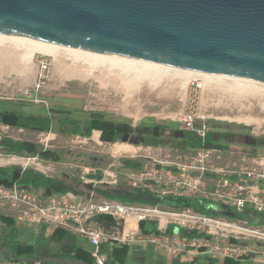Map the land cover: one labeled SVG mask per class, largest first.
<instances>
[{"label": "rangeland", "instance_id": "374dc122", "mask_svg": "<svg viewBox=\"0 0 264 264\" xmlns=\"http://www.w3.org/2000/svg\"><path fill=\"white\" fill-rule=\"evenodd\" d=\"M0 40V107L35 113H46L50 108H56L70 110L80 118L87 117L91 112L104 117L95 123L90 137L58 133V115L52 116L54 124L50 132L0 124V138L27 140L44 146V151L36 158L8 155L0 150V166L30 167L72 184L73 179L84 183L85 180L91 181L88 174L99 171L104 176L100 183L129 185L127 172L130 169L119 163L121 158L138 159L147 164L157 160L169 163L178 156L190 157L192 151L182 149L175 141L180 138L181 128L184 127L178 121L177 114L185 110L193 111L197 114L196 120L205 119L217 131H229L224 140L229 146L224 154L228 159L220 160L222 163L231 160V150L252 154L254 150L246 143L247 139L264 136V84L230 77H218L211 82H205L202 77L186 81V75L182 72L181 75L176 69H168L162 78L149 75L137 81L135 68L133 71L132 66L127 67L124 61L115 62L116 65L102 61L94 64L85 55L65 49H60L57 56L35 51L31 58L23 60L30 48L28 44L2 40L1 37ZM75 56L79 58L75 59ZM43 58L48 59L50 69L44 86L37 91L34 85L39 61ZM68 68L84 72L87 77L69 78L66 73ZM195 80L203 84L197 91L193 90ZM241 89L244 90L241 92ZM117 122L139 126L140 130L152 126L156 136H171L172 144L155 147L136 143L139 130L135 131L130 141H112ZM233 157L237 159L238 156ZM81 191L85 196L89 192L85 187ZM97 198L103 200L99 196ZM11 215L8 208H0V245L3 228L6 227L3 224L12 221ZM19 225L30 231L37 230L36 225ZM39 227L44 233L53 229L46 225ZM213 231L227 236L246 237L248 242L264 241L253 235L232 231L231 228ZM18 250L26 252L30 248L22 244ZM4 257L0 256V264H26L12 263L4 260Z\"/></svg>", "mask_w": 264, "mask_h": 264}, {"label": "built area", "instance_id": "2783aa9c", "mask_svg": "<svg viewBox=\"0 0 264 264\" xmlns=\"http://www.w3.org/2000/svg\"><path fill=\"white\" fill-rule=\"evenodd\" d=\"M39 65L34 85L37 91L44 86L50 69L46 58L41 59ZM193 86V90L197 91L203 84L195 80ZM177 118L184 126L194 128L198 117L193 111L185 110L178 113ZM202 121L204 123L198 131L204 137L210 127L205 119ZM225 153L222 149L201 148L192 151L190 157L178 156L169 163L162 160L147 163L139 170L130 169L127 172L129 185L149 189L161 197H203L237 210L247 208L264 212V155L231 150V160L222 163L220 160L228 159L224 157ZM233 155L238 156L237 159ZM88 182L91 181L85 180V183ZM97 197L94 192L85 196L72 191L45 195L42 189L33 186L0 184V208H8L12 212L11 220L15 224L63 227L94 247L92 256L95 264H105L106 254L101 246L108 241L118 245L151 247L170 256L190 260L209 256L241 262L252 255L264 257V248L258 250L250 243L242 245L229 241L230 237L248 241L246 237L213 231L231 228L240 234L264 239V225L244 227L241 224H247L245 222H227L222 217L199 215L188 208L123 203L104 198L98 200ZM96 216L111 217L115 224L109 228L98 225L93 221ZM143 220L157 221L161 232L142 233L138 223ZM170 224L175 229L167 233L166 228ZM180 228L189 231L197 229L215 237L187 238L180 233Z\"/></svg>", "mask_w": 264, "mask_h": 264}, {"label": "water", "instance_id": "95a60500", "mask_svg": "<svg viewBox=\"0 0 264 264\" xmlns=\"http://www.w3.org/2000/svg\"><path fill=\"white\" fill-rule=\"evenodd\" d=\"M0 33L264 84V0H0Z\"/></svg>", "mask_w": 264, "mask_h": 264}, {"label": "trees", "instance_id": "16d2710c", "mask_svg": "<svg viewBox=\"0 0 264 264\" xmlns=\"http://www.w3.org/2000/svg\"><path fill=\"white\" fill-rule=\"evenodd\" d=\"M53 115L59 116L58 133L68 135H78L90 137L95 128L97 121L103 120V115L95 112L88 113L85 118L74 116L70 110L50 108L46 113H35L24 109H4L0 107V124L19 129H30L41 132H50L53 128ZM202 120H196L194 128L186 126L181 128L180 138L175 140L176 145L182 149L195 151L201 148H217L228 150L229 146L225 143L228 130L217 131L211 128L208 121H205L210 129L201 136L198 129L203 125ZM228 128H232L229 126ZM241 128V127H238ZM141 127L124 122H117L112 135V141H130L136 130L138 137L136 143L148 146H166L172 144L171 136H156L154 127H147L140 130ZM0 150L8 155L37 157L44 151V146L27 140H17L10 137L0 138ZM119 163L127 168L139 170L144 163L138 159L121 158ZM91 182L84 183L78 179H73L74 184L66 183L61 179L47 175L46 173L34 168H21L19 166H0V184L12 186L29 187L42 189L45 195L62 194L69 191L78 194L84 193L81 188L85 187L88 193L94 192L97 196L108 199L117 200L123 203H139L144 205H162L174 208H188L196 214L209 217L228 218L238 222H245L248 225H264V212H258L252 209L237 210L220 201H215L203 197L173 196L160 195L153 193L146 188L132 187L126 184H103V174L95 171L88 174ZM87 193V196L89 195ZM93 221L101 226L110 227L115 221L108 216H96ZM1 224V222H0ZM3 228V237L0 248H6L4 252V260L26 263V264H95L92 256L93 246L83 238H79L75 234L63 227H55L49 233L41 231L38 225L37 230L30 231L21 225L10 221ZM138 227L144 234L153 232L160 233L158 222L155 220H143L138 223ZM175 226L170 224L166 228L167 233L173 232ZM180 233L187 238H214L212 234L200 232L197 229L187 230L180 228ZM229 241L247 245L250 242L230 237ZM25 244L30 248L29 251L19 252L20 245ZM102 251L106 254L105 264H128L131 256V246L118 245L112 242H104L101 246ZM202 256L196 259H183L180 256H172L171 264H199ZM206 260L215 263L218 259L212 257H204ZM134 261V260H133ZM211 263V264H212ZM134 264H137L134 262ZM142 264H147L143 262ZM237 264H243L238 262Z\"/></svg>", "mask_w": 264, "mask_h": 264}, {"label": "bare ground", "instance_id": "6f19581e", "mask_svg": "<svg viewBox=\"0 0 264 264\" xmlns=\"http://www.w3.org/2000/svg\"><path fill=\"white\" fill-rule=\"evenodd\" d=\"M0 37H1L2 40L3 39H11V40H15V42L17 41V42L23 43V44L26 43V45L28 44L30 46V48L28 49V52L25 53V56H24L23 60H28L29 58H31L35 51L36 52H42V53H45V54H49V55H52V56H57L59 51H60V49H65V50L70 51V52L71 51L78 52L82 56L85 55L90 60H92V62L94 61L93 62L94 64L95 63L97 64L100 61H102V62H110V63H113V65H114L115 62H118V61L119 62L120 61L123 62L124 61L126 63V65H127V67L128 66L129 67L132 66L130 68H133V67L135 68V71H134V68L132 70L134 71V74L136 75L135 77L138 79L137 81H139V80L141 81V79H143V78H145V77H147L149 75L155 76L154 78H162V76L166 74L168 69H176V70L180 71L179 72L180 74H181V72L184 73L186 75V81L191 80V78L194 79V77H202V78H204L205 82H211V81H214V79H217L218 77L220 78V76L208 75V74H205V73H200V72L192 71V70L178 69V68H175V67H171V66H167V65L161 64V63H151V62H146V61H138V60H135V59L125 58V57H120V56H115V55L91 53V52H88V51H85V50H81V49H71V48H68V47H61V46L47 44L45 42L36 41V40H32V39L15 37L13 35H8V34H1L0 33ZM0 58H2L1 55H0ZM78 58H79L78 56H75V59H78ZM75 61H77V60H75ZM153 71H155L154 74H152ZM161 71L162 72L165 71V72L161 73ZM66 73L68 74L67 76H70L69 78L80 77V78L83 79V77L86 76V74L84 72H81L79 70H75V69H72V68H68L66 70ZM235 89L238 90L239 87L236 86ZM243 90L244 89H241V92Z\"/></svg>", "mask_w": 264, "mask_h": 264}, {"label": "crops", "instance_id": "0c3cea01", "mask_svg": "<svg viewBox=\"0 0 264 264\" xmlns=\"http://www.w3.org/2000/svg\"><path fill=\"white\" fill-rule=\"evenodd\" d=\"M245 141H246V138H245ZM246 143L248 145H251L252 149L254 150L253 152L256 153V154H254L252 152L253 155H264V136L250 137L249 139H247ZM222 219L234 222L233 220H230L227 218H222ZM38 226H40V225H38ZM249 245L260 250V249L264 248V241L263 242L251 241ZM129 256H131V258H130V261L128 264H134V262H136L137 264H142L143 262H147V264H171V262H172V256L166 254L165 252H163L161 250H156V249L151 248V247H146V246L142 247L139 245L131 246V252H130ZM204 257L205 256L201 257L199 264H211L212 263V262L206 260V258H204ZM206 257H208V256H206ZM241 262L243 264H264V257L252 255L250 258L244 259ZM237 263L238 262L235 260L218 259L215 263H212V264H237Z\"/></svg>", "mask_w": 264, "mask_h": 264}, {"label": "flooded vegetation", "instance_id": "af4514ba", "mask_svg": "<svg viewBox=\"0 0 264 264\" xmlns=\"http://www.w3.org/2000/svg\"><path fill=\"white\" fill-rule=\"evenodd\" d=\"M6 250V248H0V256H2L3 254H4V252L3 251H5Z\"/></svg>", "mask_w": 264, "mask_h": 264}]
</instances>
